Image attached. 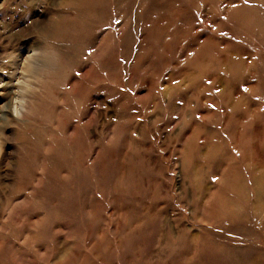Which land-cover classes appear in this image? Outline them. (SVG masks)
Wrapping results in <instances>:
<instances>
[{
    "label": "rangeland",
    "instance_id": "obj_1",
    "mask_svg": "<svg viewBox=\"0 0 264 264\" xmlns=\"http://www.w3.org/2000/svg\"><path fill=\"white\" fill-rule=\"evenodd\" d=\"M0 264H264V0H0Z\"/></svg>",
    "mask_w": 264,
    "mask_h": 264
},
{
    "label": "bare ground",
    "instance_id": "obj_2",
    "mask_svg": "<svg viewBox=\"0 0 264 264\" xmlns=\"http://www.w3.org/2000/svg\"><path fill=\"white\" fill-rule=\"evenodd\" d=\"M34 55H29L27 58H26V63L24 64V70L27 71V72H32L33 69L35 68L34 64H35V57H33ZM28 76H30V74H27ZM31 86V83L29 81L28 78L24 79L23 82H22V85L20 86L21 87V90L20 91H23L22 93L20 92H15L16 96H15V104H16V101L17 100H20L21 101V94H24L25 91L29 90ZM20 89V88H19ZM26 93V92H25ZM12 103H9L10 105L8 107H12ZM16 109H17V106L15 105L14 106Z\"/></svg>",
    "mask_w": 264,
    "mask_h": 264
}]
</instances>
